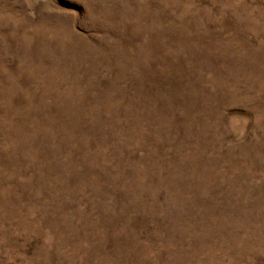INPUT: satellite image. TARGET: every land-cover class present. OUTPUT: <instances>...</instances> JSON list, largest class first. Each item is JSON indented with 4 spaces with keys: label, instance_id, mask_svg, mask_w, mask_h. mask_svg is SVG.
Returning a JSON list of instances; mask_svg holds the SVG:
<instances>
[{
    "label": "rangeland",
    "instance_id": "obj_1",
    "mask_svg": "<svg viewBox=\"0 0 264 264\" xmlns=\"http://www.w3.org/2000/svg\"><path fill=\"white\" fill-rule=\"evenodd\" d=\"M0 264H264V0H0Z\"/></svg>",
    "mask_w": 264,
    "mask_h": 264
}]
</instances>
